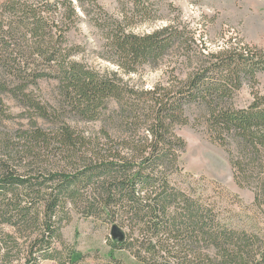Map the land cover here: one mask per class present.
Segmentation results:
<instances>
[{
    "label": "trees",
    "instance_id": "16d2710c",
    "mask_svg": "<svg viewBox=\"0 0 264 264\" xmlns=\"http://www.w3.org/2000/svg\"><path fill=\"white\" fill-rule=\"evenodd\" d=\"M85 1L5 4L6 11L21 17L9 30L0 22V66L5 69L0 107L11 94L26 110L31 128L19 132L17 145L0 137V264H12L18 248L17 240L1 230L4 226L31 242L26 264L53 260L52 245L61 231L55 218L68 201L78 200L87 217L108 211L114 221L126 219L140 230L142 247L134 240L120 249L132 251L144 264H264L260 233L221 221L215 209L173 188L166 175L176 170L178 153L186 148L176 129L189 124L188 107L200 106L213 139L231 148L236 182L254 189L255 206L264 215V95L253 91L245 109L234 102L246 85L257 86L263 55L237 48L208 54L172 26L137 35L127 32L132 25L125 27L129 18L123 17L109 39L117 71L101 73L71 59L78 48L63 54L65 29L49 22L51 16H41L63 8L68 31L79 17L75 3ZM52 28L60 33L58 41ZM22 30L35 40L32 46ZM25 47L44 57L53 71L30 72L25 60H18L17 52ZM176 50L193 69L187 76L174 68L169 80L151 90L124 78L159 66ZM43 80L58 82L57 106L43 103L31 90ZM39 120L54 128L40 129ZM97 122L96 134L76 127Z\"/></svg>",
    "mask_w": 264,
    "mask_h": 264
},
{
    "label": "rangeland",
    "instance_id": "374dc122",
    "mask_svg": "<svg viewBox=\"0 0 264 264\" xmlns=\"http://www.w3.org/2000/svg\"><path fill=\"white\" fill-rule=\"evenodd\" d=\"M59 1L63 0H0V22L3 20L6 30H9L10 24L21 17L10 10L6 11V3L26 2L33 5L44 2L53 6ZM138 1L142 2L141 6L137 4ZM75 6L79 17L73 19L75 23L68 31L65 26L70 21L66 20L68 14L63 8L57 13L45 12L41 16H51L49 22H58L57 25L65 29L63 54H67L71 48H78L79 51L71 59L101 73L117 71L112 62L114 53L109 39L116 24L124 21L123 17L129 18L123 23L125 27L132 25L127 28V32L137 35L172 26L192 38L199 51L204 49L210 54L230 48L249 49L264 57V0H96L95 3L86 0L83 4L75 3ZM155 17L156 20H153ZM131 20L134 23L128 25ZM148 21H152L151 24L139 23ZM50 31L47 29L48 34ZM52 32L53 38L58 41L60 33L55 28H52ZM22 34L27 36L31 42L29 46H32L35 40L31 39V35L26 30H22ZM46 42H50V37H46ZM32 52L27 47L23 52H17L18 60H25L24 64L28 65L26 67L30 72L53 71L44 64V57L33 55ZM181 57L182 52L176 50L159 66H149L137 75L124 78L133 85L151 90L157 84L169 80L174 68H177L176 73L182 78L193 70L187 68L186 60ZM0 72H5L1 66ZM257 82L255 88L246 85L237 95L234 101L237 108L245 109L252 104L253 91L264 95V72L257 75ZM57 87L58 82L55 80H43L38 88L31 90L43 103L57 106ZM3 98L5 106L0 107V137L3 141L12 140L17 145L20 141L19 132L31 128L30 120L24 116L26 110L11 94ZM204 113L205 110L200 106L187 108L189 124L176 129V134L185 141L186 148L178 153L176 170L168 169L166 172L167 179L173 188L215 209L221 221L242 227L248 232L260 233L264 240V215L255 206L254 189L236 182L230 162L231 148L213 139L203 122ZM38 124L40 129L47 132L54 128L53 123L45 120H39ZM100 126L98 122L76 125L88 135L96 134ZM76 203L68 201L63 213L55 218L61 228L59 239L52 245L57 252H53L55 258L49 261L41 259L38 264H144L132 251L120 249L121 244L134 240H140L141 246L143 239L140 230L126 219L114 221L108 211L100 217H87L85 205ZM114 229L116 234L121 235L122 241L114 238ZM1 230L6 235H12L18 243V248L13 250L12 264H26L31 242L11 226H4ZM34 251L36 257L37 249Z\"/></svg>",
    "mask_w": 264,
    "mask_h": 264
},
{
    "label": "water",
    "instance_id": "95a60500",
    "mask_svg": "<svg viewBox=\"0 0 264 264\" xmlns=\"http://www.w3.org/2000/svg\"><path fill=\"white\" fill-rule=\"evenodd\" d=\"M113 236H114L115 239L119 238V241H122L123 240V238L121 237V235L116 234V229H114V231H113Z\"/></svg>",
    "mask_w": 264,
    "mask_h": 264
}]
</instances>
